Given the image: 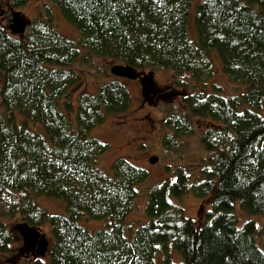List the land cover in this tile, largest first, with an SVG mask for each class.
Wrapping results in <instances>:
<instances>
[{"label":"trees","instance_id":"trees-1","mask_svg":"<svg viewBox=\"0 0 264 264\" xmlns=\"http://www.w3.org/2000/svg\"><path fill=\"white\" fill-rule=\"evenodd\" d=\"M4 1L14 10L31 0ZM52 2L80 34L77 40L57 31L48 6L41 19L29 20L22 37L12 35L9 20L0 16V193L20 194L11 214L21 226L50 227L48 264H155L158 253L162 264H175L170 249L179 264H264L256 224L247 220L238 227L233 214L238 201L249 216H264V0H202L193 20L195 40L187 35L192 0ZM82 50L137 72L186 74L201 88L180 97L185 111L165 117L161 145L175 151L181 138L195 134L194 122L204 121L208 126L197 140L206 161L193 180L178 169L174 180L149 191L148 222L130 239L124 223L148 174L117 158L111 175H104L97 162L107 145L88 137L107 115L129 109L130 94L118 81L77 94L72 131V90L81 81L72 67ZM215 58L232 94L207 86ZM188 192L207 203L200 218L185 217L171 201ZM38 196L62 201L66 215L49 214ZM84 217L105 226L90 232L80 225ZM260 232L264 242V228ZM13 243L0 221V256L10 254Z\"/></svg>","mask_w":264,"mask_h":264},{"label":"rangeland","instance_id":"rangeland-1","mask_svg":"<svg viewBox=\"0 0 264 264\" xmlns=\"http://www.w3.org/2000/svg\"><path fill=\"white\" fill-rule=\"evenodd\" d=\"M202 0H192L190 13L187 19V35L190 40L196 39L195 28L193 24L196 6ZM45 6H48L53 14L56 29L65 37L77 40L80 34L76 29L71 27L61 16L57 7L52 0H31L19 11L26 19L35 21L43 17ZM0 16L7 21L10 18V10L4 0H0ZM9 22V21H8ZM88 56L87 59H84ZM216 62V71L214 76L207 82L210 85L220 86L225 95L233 93V86L219 70V61ZM117 63L112 60H104L95 56L87 55L82 50V55L73 65L81 76V81L73 88L75 93L72 98L74 112L69 115L72 122V131H75V113H76V95L79 93L94 94L97 88L108 81H118L126 87L130 94L129 109L121 115H107L101 125L92 129L88 137L95 138L107 145L106 152L99 158L97 167L104 175H111L110 165L117 158H123L131 164L144 169L148 176L147 179L138 185V194L135 200L134 209L128 214L125 223V236L130 239L134 230L139 225L148 222L144 214V206L149 191L168 180H174L178 169L188 170L193 180L198 174L200 167L208 156L197 140V135L202 129L208 126L204 121H195V134L191 137H184L179 140L175 151H167L162 148L161 138L166 129L163 126V120L168 114L182 113L185 111L180 102V97L187 92L200 91L199 85H193L186 74H174L171 71L163 69L144 70L139 72L142 79H148L152 85V90L142 92V83L139 79L128 80L117 78L110 74L109 69ZM176 81L186 83L187 89L182 90L175 85ZM207 88V90H209ZM161 95V96H160ZM160 96V97H158ZM2 108L0 106V113ZM29 127L39 133H42L41 127L29 124ZM158 158L154 164L150 163V158ZM20 199L18 193H0V221L4 222L13 234L14 243L11 246V253L6 256H0V264H35L36 260L40 264H48L47 254L40 258L18 254L17 250L21 245V219L16 214H11L13 206ZM174 205L182 209L185 217L200 218L202 212L207 210V203L203 199L196 198L191 192H188L180 199L171 200ZM36 202L47 210L49 214L66 215L64 203L60 200L38 196ZM234 215L238 221V227L251 220L257 226L258 233L255 237L259 249L264 253L263 235L260 232L264 228V216H249L240 208L239 202L234 203ZM80 225L88 231L94 232L105 226L104 220H92L84 217ZM46 235L49 245L52 242L50 227L44 226L39 230ZM170 255L173 263L179 264L180 257L170 249ZM162 255L158 253L155 264L161 263Z\"/></svg>","mask_w":264,"mask_h":264},{"label":"water","instance_id":"water-1","mask_svg":"<svg viewBox=\"0 0 264 264\" xmlns=\"http://www.w3.org/2000/svg\"><path fill=\"white\" fill-rule=\"evenodd\" d=\"M30 21L26 19L19 11L11 9L8 30L12 35L22 37L26 28L29 26ZM109 72L111 75L117 78H124L128 80H136L139 78V72L125 66V65H113ZM142 92L145 90L151 91L152 85L148 79H142ZM158 160L157 157L152 156L150 163L154 164ZM20 234L25 246L35 247V256L44 257L48 251L49 242L44 233H41L38 229L29 227L27 225L21 226Z\"/></svg>","mask_w":264,"mask_h":264},{"label":"flooded vegetation","instance_id":"flooded-vegetation-1","mask_svg":"<svg viewBox=\"0 0 264 264\" xmlns=\"http://www.w3.org/2000/svg\"><path fill=\"white\" fill-rule=\"evenodd\" d=\"M11 12V10H10ZM141 76L139 75V81H141L142 83V80H141ZM152 90V89H151ZM153 92V91H151ZM161 96V95H160ZM158 96V97H160ZM21 240H22V237H21ZM18 254H23V255H27V256H31V257H34L35 256V247H32V246H25L24 243H23V240L21 241V245L19 246L18 250H17Z\"/></svg>","mask_w":264,"mask_h":264}]
</instances>
